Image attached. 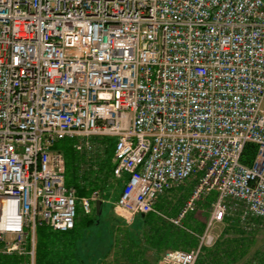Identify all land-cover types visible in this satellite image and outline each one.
<instances>
[{
	"label": "built area",
	"instance_id": "1",
	"mask_svg": "<svg viewBox=\"0 0 264 264\" xmlns=\"http://www.w3.org/2000/svg\"><path fill=\"white\" fill-rule=\"evenodd\" d=\"M64 139L81 171L114 142L129 219L185 229L214 195L196 245L157 264H196L220 225L264 228V0H0V254L34 264L37 226L70 231L99 199L65 184ZM187 182L163 214L159 199Z\"/></svg>",
	"mask_w": 264,
	"mask_h": 264
},
{
	"label": "trees",
	"instance_id": "2",
	"mask_svg": "<svg viewBox=\"0 0 264 264\" xmlns=\"http://www.w3.org/2000/svg\"><path fill=\"white\" fill-rule=\"evenodd\" d=\"M106 143L108 147L98 168L88 171L80 170L83 157L73 149L71 140L64 139L55 144L54 148L64 155L65 184L75 189L77 199L89 197L93 192H97L99 199H103L102 197L108 193L104 190L111 182V157L114 142L108 140ZM255 153L256 146L253 143H247L240 161L250 165ZM118 183L122 184L121 181ZM213 199L212 194L199 203L209 207ZM178 210L171 216H176ZM80 214L81 212L77 210L75 225L67 232L54 231L44 224L37 226L34 264H82L77 255L76 244L82 238L84 230L93 225V218L90 214L81 217ZM93 215H96L95 210ZM190 215L183 222L185 229L177 228L153 213L144 216L136 215L141 225L139 237H131L127 230L122 231V228H116L122 236L115 240L117 247L111 264H157L162 253L167 250H190L197 241L191 232L200 233L203 230V225L192 220ZM223 230L229 235L234 234L235 238H229L227 235L226 238L218 239L212 247L204 248L196 264H264V243L251 251L254 233H243L234 224L224 226ZM0 264H29V261L26 257L0 254Z\"/></svg>",
	"mask_w": 264,
	"mask_h": 264
},
{
	"label": "rangeland",
	"instance_id": "3",
	"mask_svg": "<svg viewBox=\"0 0 264 264\" xmlns=\"http://www.w3.org/2000/svg\"><path fill=\"white\" fill-rule=\"evenodd\" d=\"M122 184L118 181L111 180L109 186L104 190L106 193L102 201L100 214L93 215V209L90 215H92L93 225L86 228L83 232L82 238L77 241V255L82 261V264H111L115 254V240L122 236V233L117 232L116 228H122V231L127 230L131 237H139L140 222L137 216L129 219L126 214L121 210L116 209L115 202L119 194ZM192 183L187 182L186 186L171 190L157 203V208L162 211L163 214L168 217L171 216L177 209L181 207L183 202L189 198L191 194ZM101 197V195H100ZM203 200H200L202 202ZM198 202L196 210L191 213V219L202 224L208 214V207ZM81 211V209H79ZM85 214H80L84 216ZM172 217V216H171ZM120 233V234H119ZM219 233L218 239L226 238L227 234L223 230V226L217 229ZM230 237H234V234H230ZM217 239V240H218ZM254 243L252 250L259 248L264 243V228L258 230L253 236ZM81 264V263H80Z\"/></svg>",
	"mask_w": 264,
	"mask_h": 264
},
{
	"label": "water",
	"instance_id": "4",
	"mask_svg": "<svg viewBox=\"0 0 264 264\" xmlns=\"http://www.w3.org/2000/svg\"><path fill=\"white\" fill-rule=\"evenodd\" d=\"M101 203H102L101 200H96L95 202L94 209H95L96 215L100 214ZM141 216H143V214Z\"/></svg>",
	"mask_w": 264,
	"mask_h": 264
},
{
	"label": "bare ground",
	"instance_id": "5",
	"mask_svg": "<svg viewBox=\"0 0 264 264\" xmlns=\"http://www.w3.org/2000/svg\"><path fill=\"white\" fill-rule=\"evenodd\" d=\"M99 200V199H98ZM94 206H95V204H94Z\"/></svg>",
	"mask_w": 264,
	"mask_h": 264
}]
</instances>
